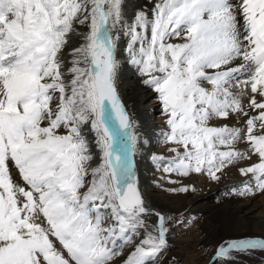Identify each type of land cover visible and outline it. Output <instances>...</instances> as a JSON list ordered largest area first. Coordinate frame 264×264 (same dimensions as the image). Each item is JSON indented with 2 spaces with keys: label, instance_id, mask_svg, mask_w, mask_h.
<instances>
[{
  "label": "snow or ice",
  "instance_id": "1",
  "mask_svg": "<svg viewBox=\"0 0 264 264\" xmlns=\"http://www.w3.org/2000/svg\"><path fill=\"white\" fill-rule=\"evenodd\" d=\"M121 51L174 153L152 156L157 186L195 194L183 178L246 162L228 194L264 197V0H147L131 17L126 0H0V264H157L197 222L144 199ZM256 250L225 241L209 264Z\"/></svg>",
  "mask_w": 264,
  "mask_h": 264
},
{
  "label": "rangeland",
  "instance_id": "2",
  "mask_svg": "<svg viewBox=\"0 0 264 264\" xmlns=\"http://www.w3.org/2000/svg\"><path fill=\"white\" fill-rule=\"evenodd\" d=\"M131 12L132 11L127 10L129 17H131L132 15ZM177 42H182V41H177ZM123 63H124L123 64L124 68L130 67V65H128L129 63L124 62V61ZM135 71H137L136 68H135ZM120 73H121L120 74L121 76H124V77L126 76L125 69L124 71L121 70ZM132 79L133 78H131V80ZM128 87L129 86H127V88ZM120 90H119V94L123 101L125 100L123 98L125 91H122V90L120 91ZM150 91L156 97V93L153 92L152 90ZM127 109H131V107L129 106L127 107ZM157 110L154 113L155 114L154 118H156L157 116H160V119L158 120L159 124L157 125L158 129L160 130V132L165 131L166 126L164 125V118L161 115L160 104L157 107ZM128 111L132 116L134 115L133 118L135 119V114H134L135 112L133 113L130 110ZM244 147L245 146H243L241 149H243ZM168 148H169V145L164 144V147L159 151L158 155H161L165 157L166 159L172 158L174 156V153L168 151ZM238 169L239 167L237 168L229 167L226 170V173L222 177V180L219 184L227 182L230 179H235L231 182V186L229 187L233 188V186H238L239 184L237 183L236 178L242 177ZM162 175H163L162 171H159L158 173L159 179ZM242 178L243 180L245 179V177H242ZM160 183L163 184L164 181L160 179ZM183 183L195 185L198 191L195 194L188 193V194H181V195H170L167 192L163 191L168 197H170L165 200H158L154 198L152 195L147 194L148 200H150L156 208L160 207L162 212L169 213L173 216H178L181 213H184L189 217H196L197 219V222L194 225L188 226L185 228L177 227L174 232H171L169 234V239L171 240L170 241L171 249L168 253H166L161 258V261L157 262V264H164V262L167 261L168 258L171 256L177 257L180 261V264H194L195 262L207 264L212 254L214 253L216 247L219 244L224 243L225 241L242 239V238H250V237H258V236L264 237V230L255 229V228H250L248 230H243V231H237V230L224 231V228H225L224 227L225 226L224 215L226 214H223L221 210H218L217 208H215V207H218L219 204L225 205V206L226 205L234 206L239 203L240 204L241 203H245V204L254 203L256 205H259V204L263 205L264 202L259 203L257 202V200L263 199L264 197H257L255 199H244V198L235 197V196L228 194L226 196L228 199L226 202L225 200L226 197H224V194L220 193V190L218 191L214 190L215 186L219 184L210 182L206 176L193 175L190 179L183 178ZM165 186L167 187L170 185H165ZM206 193H209V196L207 198L204 199L203 197H201V195H204ZM199 195L200 197L197 198L195 202L192 204H188L184 202L183 198H186V201H187ZM172 197H176L175 199L176 205L172 204L173 203L171 199ZM209 200H212V201L209 202ZM212 206H215V207H212ZM196 207L198 209H195ZM193 260H195L194 263L192 262ZM216 264H223V261L217 260ZM232 264H264V252L256 250V251L251 252L250 254H240L238 256V259L233 261Z\"/></svg>",
  "mask_w": 264,
  "mask_h": 264
},
{
  "label": "bare ground",
  "instance_id": "3",
  "mask_svg": "<svg viewBox=\"0 0 264 264\" xmlns=\"http://www.w3.org/2000/svg\"><path fill=\"white\" fill-rule=\"evenodd\" d=\"M146 3L147 0H127L126 2L127 10L132 11L131 12L132 14L135 11V9ZM72 44L73 46H78L77 38L73 37ZM123 47L124 45L122 43L121 48ZM120 58L122 61V71H124L125 69V73H126L125 77L119 75V87L122 91H125V94L123 95V98L125 100H123L124 102L123 101L122 102L126 104L127 107L129 106L131 107L132 110L131 109L128 110L132 111L133 113L135 112L134 114L137 125V131H138V135L139 136L141 135L140 138L143 144V146L140 147V150L136 153L134 157L135 168L139 180L141 181L142 179L141 182H145L144 184L142 183L141 186L144 192V197L146 202L150 204L151 207L162 211L160 207L156 208L152 204V202L147 198V194L152 195L154 198L158 200H165L167 198H170L163 192V190L160 187L157 186L158 184H161L158 176L159 171L156 169V166L152 162V156L154 154L158 155L159 151L164 147V144L160 142L161 140V137L159 135L160 130L158 129L157 126L159 124L158 120L160 119V116L154 118L155 115L154 113L157 110L159 104L156 100L155 95L141 83L142 78L139 75L138 71H135L134 66L128 64L130 65V67L124 68L123 61L127 62L125 52L121 51ZM131 78L133 79L131 80ZM127 86L129 87L127 88ZM217 123L219 122H215V121L213 122V124H217ZM243 146H244L243 144L239 145L240 148H242ZM243 166H246V162H243L240 165H237L236 167L233 168L243 167ZM230 180L221 183L219 185H216L214 190L215 191L220 190V193H223L224 197H226L229 191L232 189L229 186H231V182L235 179H230ZM236 181L240 185L241 182L243 181V178L242 177L236 178ZM208 196L209 193L201 195V197H203L204 199L207 198ZM199 197L200 195L197 197H193L192 199L187 201L186 198L183 199L185 203L192 204ZM171 199L173 202L172 204L176 205V201H175L176 197H172ZM225 200L227 202L228 200L227 197ZM211 201L212 200H209V202ZM257 202L259 203L264 202V198L257 200ZM215 208L221 210L223 214H226L224 215L225 218L224 231H229V230L243 231V230H248L250 228L264 230V204L256 205L254 203H246V204L239 203L234 206L232 205L225 206L219 204L218 207ZM195 209L198 208L196 207ZM250 238H255V237H250ZM235 240H240V239H235ZM170 241L171 240L169 239V243ZM211 259H209V262ZM192 262L194 263L195 260H193ZM209 262L207 264H209ZM194 264H203V263L195 262Z\"/></svg>",
  "mask_w": 264,
  "mask_h": 264
},
{
  "label": "water",
  "instance_id": "4",
  "mask_svg": "<svg viewBox=\"0 0 264 264\" xmlns=\"http://www.w3.org/2000/svg\"><path fill=\"white\" fill-rule=\"evenodd\" d=\"M141 181H142V179H141ZM140 180H139V182H140V187H141V190H142V183L144 184L145 182H141ZM142 193H143V196H144V192H143V190H142ZM144 199H145V197H144ZM255 238H261V239H264V237H262V236H258V237H255ZM230 241H232V240H230ZM213 256V255H212ZM211 256V257H212ZM211 259V258H210Z\"/></svg>",
  "mask_w": 264,
  "mask_h": 264
}]
</instances>
